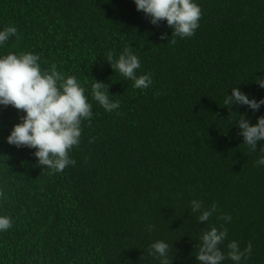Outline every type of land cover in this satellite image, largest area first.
<instances>
[{"label":"trees","instance_id":"obj_1","mask_svg":"<svg viewBox=\"0 0 264 264\" xmlns=\"http://www.w3.org/2000/svg\"><path fill=\"white\" fill-rule=\"evenodd\" d=\"M196 2L199 27L181 39L133 0H0V29H18L0 55L30 51L42 68L76 76L93 111L69 153L75 166L49 175L35 149L6 142L23 111L0 106V214L12 220L0 264H159L148 253L156 240L169 244L171 264H198L199 234L213 226L227 229L222 251L251 242L244 264H264V141L251 151L236 124L240 114L255 124L264 105L224 103L233 87L264 97L255 82L264 78V0ZM126 47L138 74L151 73L149 88L107 62ZM93 80L109 85L117 110L92 100ZM192 200L219 211L197 222Z\"/></svg>","mask_w":264,"mask_h":264},{"label":"clouds","instance_id":"obj_2","mask_svg":"<svg viewBox=\"0 0 264 264\" xmlns=\"http://www.w3.org/2000/svg\"><path fill=\"white\" fill-rule=\"evenodd\" d=\"M137 11H142L149 22L158 25L165 21L172 29V36L181 39L191 37L199 27L201 8L196 0H133ZM18 29L7 25L0 29V48L13 36ZM175 42V41H173ZM107 62L122 77L131 80L136 89H147L152 85L151 73L138 74L141 68L140 58L130 47H126L118 57L113 53L107 56ZM257 85L264 88V78H257ZM109 85L93 80L91 97L105 112H113L120 107L119 101L110 99ZM86 89L76 76H68L57 71L55 64L44 69L40 56L30 51L0 55V106H12L22 110L20 122L13 125L6 142L17 148L35 149L37 166L49 175L61 173L68 166H75L76 161L69 155L70 151L81 143L82 124L93 119L92 103L85 95ZM225 106H247L253 112L264 105V97L259 100L249 98L247 94L233 87L231 95L225 96ZM238 135L243 137L251 151L257 152V144L264 141V116L257 117L252 124L240 114L236 121ZM261 156L258 166H264V145L260 148ZM3 193L0 192V196ZM191 210L198 213L197 222L205 223L217 213L215 204L205 208L201 201L192 200ZM225 222L231 216H218ZM12 227V220L6 214H0V233ZM148 225L146 231H152ZM227 229L215 226L199 234V248L195 256L198 264H224L231 260L233 264H244L252 251L249 242L241 249L237 241L227 245V252L220 245L227 239ZM149 255L159 260V264H171L169 244L163 240L153 241L148 249Z\"/></svg>","mask_w":264,"mask_h":264}]
</instances>
